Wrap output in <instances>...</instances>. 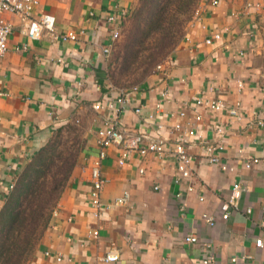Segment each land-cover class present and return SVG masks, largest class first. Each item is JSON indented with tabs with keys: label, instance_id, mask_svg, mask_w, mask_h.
Here are the masks:
<instances>
[{
	"label": "crops",
	"instance_id": "obj_1",
	"mask_svg": "<svg viewBox=\"0 0 264 264\" xmlns=\"http://www.w3.org/2000/svg\"><path fill=\"white\" fill-rule=\"evenodd\" d=\"M38 1L35 19L51 15L58 35L75 31L80 37L64 42L44 31L32 39L27 22L17 14H4L12 35L0 59V212L28 164L60 131L81 129L82 156L34 263L204 264L213 256L210 264H264V247L256 245L264 240V75L254 64L262 51L252 33L264 22V0H206L201 20L193 21L186 40L163 64L164 71L133 86L139 91L131 92L130 103L115 121L117 127L162 138L167 152H133L121 165L120 149L109 148L101 159L107 179L101 200L110 204L127 192L129 202L99 217L91 197L92 171L100 160L97 133L118 116L107 106L126 89L112 85L103 48L141 0ZM110 15L117 21L108 22ZM217 33L222 38L206 44ZM165 91L170 94L167 99ZM200 96L229 107L241 103L240 115L197 107ZM98 104L101 110L95 108ZM196 115L202 120L196 121ZM178 123L196 125L202 137L186 144L194 176L181 185L175 183L178 162L168 153L183 137L175 130ZM218 126L225 129L224 138ZM210 143L223 144L221 157L235 171L209 164L204 146ZM251 158L260 162L251 163ZM236 182L246 191L239 209L222 220L221 205ZM190 183L194 190L188 192ZM205 213L218 219L214 227L202 219ZM97 230L99 237L92 234ZM188 236H196L198 242H187ZM113 250L119 260L106 261Z\"/></svg>",
	"mask_w": 264,
	"mask_h": 264
},
{
	"label": "trees",
	"instance_id": "obj_2",
	"mask_svg": "<svg viewBox=\"0 0 264 264\" xmlns=\"http://www.w3.org/2000/svg\"><path fill=\"white\" fill-rule=\"evenodd\" d=\"M141 1L142 5L131 14L135 13V30L125 48V73L132 72L141 59L135 72L143 69V79L179 46L188 14L199 0ZM56 139L28 164L0 212V264H27L31 260L70 183L78 154L58 152ZM80 152L82 156V148Z\"/></svg>",
	"mask_w": 264,
	"mask_h": 264
},
{
	"label": "built area",
	"instance_id": "obj_3",
	"mask_svg": "<svg viewBox=\"0 0 264 264\" xmlns=\"http://www.w3.org/2000/svg\"><path fill=\"white\" fill-rule=\"evenodd\" d=\"M38 0H0V59L8 52L9 50V39L12 35V25L8 23L5 18V13H14L21 17V19L27 22V33L28 36L32 39H38L44 31H47L54 35L55 37L60 38L62 41H77L80 37V33L75 31H69L58 35L56 33V19L51 15H43L40 20H37L33 17L36 8L39 6ZM214 5L218 4V1L213 3ZM119 6L116 5V8ZM123 16L126 14L122 13ZM202 18V12L198 11L195 17V21H199ZM108 22L114 23L117 21V17L115 15H110L107 19ZM123 29V28H122ZM122 29H114L111 36V41L108 46L103 48L104 55L108 58L113 50L114 44L119 40ZM83 31H81L82 33ZM222 35L220 33L215 34L214 36L208 38L206 40V44H213L214 40L221 39ZM158 71H164L163 64L158 66ZM138 87H133L130 89H123L119 97L113 101H111L107 107L111 110H115L117 113V117L114 121H107L103 128H101L97 133V143L100 147V160L96 161V164L93 167L91 182H92V205L96 209V217H99L101 213L105 210L109 209L112 206H127L129 202V194L125 192L121 197H118L114 200L113 203L103 204L101 200V193L107 183L106 177L103 175L101 170V159L105 158L108 149L111 147H117L120 149V157L118 159L121 165L125 164L129 156L133 152H139L141 155H149L151 153H155L158 155L165 154L167 145L166 140L159 139H150L147 135L144 134H134L127 133L120 128L117 127L115 121L118 122L119 115L126 109V106L130 103V94L131 92H138ZM164 99L170 97L168 91L163 93ZM197 107H206L211 110L220 112L223 110H228L232 116L240 115V107L241 103H237L234 107H229L227 104L222 101L208 100L204 96H200L196 99ZM97 110H101L103 105L98 104L95 106ZM137 113H141V108H136ZM187 115L185 111H182L180 116L184 117ZM196 121H201V115H196ZM175 130L183 132V137L177 138L178 140L175 142V146L173 151H168V153L173 154L174 158L178 162V174L175 177V183L178 185L183 184L184 181H190L193 176V168H192V156L188 153L186 144L191 141H195L196 139L201 140V136L199 134L198 128L196 125L192 126H184L181 123L175 125ZM217 133L224 138L225 129L218 126L216 128ZM150 141L147 143L146 141ZM222 142V141H221ZM205 149V158L208 160L209 164L219 166L224 172L235 171L236 167L230 165L227 162H224L221 155L224 151L225 147L222 143L215 144H207L204 146ZM249 162L257 164L260 162V159L254 158L250 159ZM143 172V171H142ZM194 190L192 183L187 185V191L191 192ZM244 186L236 182L231 190L229 198L224 201L221 205L222 209V220H228L233 213L239 209L240 202L243 197V193L245 192ZM182 194H179L181 196ZM203 200V199H202ZM248 214L252 213L251 209H247ZM58 210H54L53 215H57ZM202 219L209 224L211 227H214L217 224L218 219L210 214L205 213L202 216ZM95 237H99V231H94L92 233ZM186 241L189 243H197L198 238L196 236H188ZM209 246L208 244H205ZM257 247H264V240L259 239L256 241ZM46 255H51V252H47ZM120 258L117 250H113L108 253L105 257L106 261L116 262ZM61 256L58 257V261H61ZM214 257L210 256L208 259L204 261V264H210L214 261ZM236 261V259H234ZM31 264H35L34 262Z\"/></svg>",
	"mask_w": 264,
	"mask_h": 264
},
{
	"label": "rangeland",
	"instance_id": "obj_4",
	"mask_svg": "<svg viewBox=\"0 0 264 264\" xmlns=\"http://www.w3.org/2000/svg\"><path fill=\"white\" fill-rule=\"evenodd\" d=\"M206 0H199L196 6L193 8L192 13H189L190 15L189 20L187 23H185L184 27V37L182 38L179 46L186 40L188 36L189 29L191 27V24L193 23L196 14L198 11L202 12L204 4ZM142 1H140V4L138 5L139 7L142 5ZM138 7V8H139ZM134 20H135V13L129 17L125 27L122 29L121 36L119 40L116 42L110 56L108 57V62H107V70L109 73V78L110 81L112 82V85L117 87V88H127V87H132L134 85H139L141 82L147 79L148 76L151 74L147 75L143 79L141 78V73H143L142 70H135L137 69L138 65L141 63V59L138 60L137 63L133 65L132 72L129 74L125 73V65H126V46L128 41L130 40V35L134 32L135 27H134ZM261 25V26H260ZM258 26L257 31L252 32L253 37H255L254 41L257 43V48H259V51H262V53L256 57H254V64L257 65L260 68V72L264 75V22ZM178 46V47H179ZM176 47L174 51L178 48ZM255 49V48H254ZM174 51L172 53H174ZM256 51V49H255ZM148 50H145V54L147 55ZM172 53H170L169 56H167L162 62H160L156 68L155 72H158V66L161 64H164L169 58L171 57ZM109 68V69H108ZM77 127V128H76ZM76 129H65L63 132H59L57 135V142L59 143L57 150L58 152H64L66 155L68 153L74 154V156H77L78 154V164L80 163L81 159V148H82V136H81V129L76 126ZM71 181V180H70ZM47 231V230H46ZM46 233V232H45ZM43 238V237H42ZM42 241V239H41ZM41 241L39 242L36 250L33 252L31 256V260L27 264H31L34 262V258L36 257V254L39 250Z\"/></svg>",
	"mask_w": 264,
	"mask_h": 264
}]
</instances>
